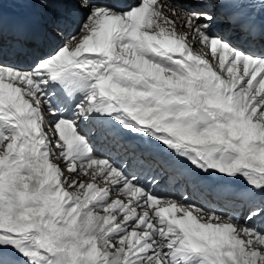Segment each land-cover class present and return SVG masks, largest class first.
I'll return each instance as SVG.
<instances>
[{"label":"snow or ice","instance_id":"6c2138e0","mask_svg":"<svg viewBox=\"0 0 264 264\" xmlns=\"http://www.w3.org/2000/svg\"><path fill=\"white\" fill-rule=\"evenodd\" d=\"M108 139L222 174L232 210L165 198ZM0 264H264V0H0Z\"/></svg>","mask_w":264,"mask_h":264},{"label":"bare ground","instance_id":"6f19581e","mask_svg":"<svg viewBox=\"0 0 264 264\" xmlns=\"http://www.w3.org/2000/svg\"><path fill=\"white\" fill-rule=\"evenodd\" d=\"M137 1H139V0H137ZM31 6L34 9H36L37 11H39L42 14L46 15L47 17L53 15V10L52 9H42V8L39 7L38 4H31ZM25 13H26V9H25V7H23V5L21 3H5L4 4V17H6L7 21L11 19L12 23L15 26H21L23 24V22H24L23 16L25 15ZM174 19H175V17H174ZM177 31L183 32V31H186V29L178 27ZM194 50L196 52H200L202 54H205V58L206 59H209L210 61L212 60V57L209 54V49L206 46L201 44V45L197 46ZM46 117L49 118L50 121H52V119H53L51 113H47L46 112ZM49 134L51 135V132ZM129 134L130 135H128V134L127 135H128L130 140H133V141H139L140 140V138L136 137L135 134H132V133H129ZM149 143L151 145L159 147L160 150H161V153H163L165 155H168V156L174 155V154L170 153L168 150L164 149V147L162 145H159L158 142H156L154 140L153 141H149ZM97 149L100 150L99 147H97ZM143 150H144V148H139V152H142ZM102 153H104L103 150H102ZM141 154L144 155V157H146V158L148 157V158L153 159V160L157 158V157H155L153 155H150L148 151H147V154H143V153H141ZM177 159H182V158H177ZM117 163L121 164L120 162H117ZM131 164H132L131 166H127V170L129 172L135 173V171L138 170V169H143V170H146V171H150L149 167H145L144 165H141L137 161H132ZM140 179L143 182L148 183V184L150 182L149 176H143ZM219 182H223V175L219 174V173H216L213 178H211L210 180L204 181L203 187L205 189H208L210 186L219 188L218 187V183ZM239 184L243 185V180L242 179L239 181ZM156 190H157L158 193H164L165 195H167L165 198L173 199L169 194H167L166 190L160 189L159 187ZM178 201H180V200H178ZM180 202H183V203H193V202H195L197 205H199V203L197 202V198H195V199H193V200H191L189 202H185V201H182V200ZM225 212H227V211H225Z\"/></svg>","mask_w":264,"mask_h":264},{"label":"rangeland","instance_id":"374dc122","mask_svg":"<svg viewBox=\"0 0 264 264\" xmlns=\"http://www.w3.org/2000/svg\"><path fill=\"white\" fill-rule=\"evenodd\" d=\"M79 23L77 22V25H78ZM72 29V28H71Z\"/></svg>","mask_w":264,"mask_h":264}]
</instances>
